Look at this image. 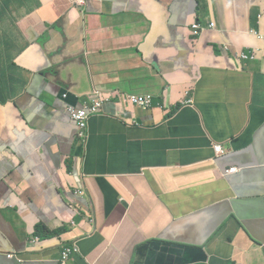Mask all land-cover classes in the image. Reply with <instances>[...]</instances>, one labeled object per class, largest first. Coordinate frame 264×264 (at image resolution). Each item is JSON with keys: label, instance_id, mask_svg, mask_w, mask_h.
<instances>
[{"label": "crops", "instance_id": "1", "mask_svg": "<svg viewBox=\"0 0 264 264\" xmlns=\"http://www.w3.org/2000/svg\"><path fill=\"white\" fill-rule=\"evenodd\" d=\"M77 1L0 0V250L25 264H63L74 244L65 264H264V204L239 209L264 201V0H88L86 14ZM93 92L108 103L84 148L69 107ZM120 93H164L165 108Z\"/></svg>", "mask_w": 264, "mask_h": 264}, {"label": "clouds", "instance_id": "2", "mask_svg": "<svg viewBox=\"0 0 264 264\" xmlns=\"http://www.w3.org/2000/svg\"><path fill=\"white\" fill-rule=\"evenodd\" d=\"M89 6V2L88 0H79L77 1L76 3V7L81 10L83 12V14H86V9L87 7ZM260 18H264L263 15L260 16ZM199 22H196L194 24H198ZM192 24V36H196V33L195 31L202 26L200 24H198V28L197 29H193V25ZM209 28L211 29H214L216 27V23L215 22H211L208 26ZM205 28V27H204ZM206 29V28H205ZM247 58L246 59H241V62H238V64L240 65L241 67V63L243 61H251V60H255L254 56L252 53L250 52H247ZM91 95H98V93L96 92H93V93H88L87 97H88V103H85L84 106L86 104H90L91 107L92 106H95L96 107V113L95 115H89L88 119L86 120V128H85V138H82L80 137V135L78 134V123H77V120L74 118V113L75 112H78V111H86L87 110L84 108V106L82 107H69V114H70V117L71 119L74 121L75 123V126L77 127V134H76V140H77V143L82 145L84 148L87 146L88 144V141L90 139V133H89V121L91 118L95 117V116H98V115H102L105 113V106L108 102H106L105 100L101 99V98H98L97 100H92L91 99ZM188 97V101L185 103V102H178L177 104H174L172 105L169 110L172 112V118L184 107L185 104H191L192 102V98H191V94H188L186 95V98ZM112 101H118V102H124V103H128L130 104L131 106H135V107H139V106H142L143 104L147 103L148 101L150 102L151 104V108L152 107H160V108H165V94L163 93L161 96L158 97V99L154 102V96L151 95L149 96V98L147 99L146 97L144 96H137V95H134V94H124V93H120L119 95H116V96H111L110 98ZM171 116V115H170ZM260 132V131H259ZM258 132V133H259ZM257 133V135H258ZM264 133V132H263ZM262 133V134H263ZM261 134H259L258 136H260ZM216 144H221L223 147L224 145L222 143H216V142H213V149H214V152L216 154V157L217 158H220L221 156H223L224 154L221 153V151H218L217 148H218V145ZM225 151V149H224ZM235 169L234 170V173L235 172H241L242 170L241 169H238V168H233ZM231 169V170H233ZM232 174H229V170H227L225 173H224V176L225 177H230ZM88 193L87 191L84 189V188H81V191L79 192V196H85L87 197ZM245 204H249V205H254L255 208L254 209H258L259 212H261L259 210V206H262L264 204V201L261 199L260 196H256V197H251V198H248V199H240L239 201V209L241 210L242 209V206H244ZM194 215V214H192ZM190 215V216H192ZM188 216V217H190ZM187 218V217H186ZM184 219V218H182ZM182 219H178V220H182ZM178 220H175V221H178ZM231 242H233L231 240ZM30 243V242H29ZM31 246V244H30ZM71 258V257H70ZM196 261H202L204 264H211L210 263V258H204L203 260H196ZM13 262L17 263V264H25L26 263V260H23L19 254L17 252H10V251H5V250H0V264H12ZM62 263H63V260H62ZM65 264V263H63Z\"/></svg>", "mask_w": 264, "mask_h": 264}, {"label": "built area", "instance_id": "3", "mask_svg": "<svg viewBox=\"0 0 264 264\" xmlns=\"http://www.w3.org/2000/svg\"><path fill=\"white\" fill-rule=\"evenodd\" d=\"M198 28V24H194L193 25V29H197ZM196 33V31H195ZM247 58V55L245 57H243V59H246ZM84 108L87 110L86 111H78V112H75L74 113V118L77 120V123H78V134L80 135V137L82 138H85V128H86V120L88 119L89 115H95L96 113V107L95 106H92L90 104H86L84 106ZM218 145V148L217 150L218 151H221L222 154L225 153L224 151V147L221 145V144H216ZM235 169H233L234 171ZM78 249H77V246L76 244H74L72 247H65L64 248V251L62 253V260H63V263H65L67 260L70 259V256L72 255L73 252H77Z\"/></svg>", "mask_w": 264, "mask_h": 264}, {"label": "water", "instance_id": "4", "mask_svg": "<svg viewBox=\"0 0 264 264\" xmlns=\"http://www.w3.org/2000/svg\"><path fill=\"white\" fill-rule=\"evenodd\" d=\"M263 132H264V127L260 130V132L258 133V135H259V134H262ZM185 219L188 220V221L185 222V223L182 222L181 220H178V221H176V222H182V223H184V224H188V225H191V224L194 222V220L197 221V222H199V221H198V216H197V215H192V216L187 217V218H185ZM185 219H182V220H185ZM200 237H202V235L199 236V237H192V238H188V239L193 240L194 238H200Z\"/></svg>", "mask_w": 264, "mask_h": 264}, {"label": "rangeland", "instance_id": "5", "mask_svg": "<svg viewBox=\"0 0 264 264\" xmlns=\"http://www.w3.org/2000/svg\"><path fill=\"white\" fill-rule=\"evenodd\" d=\"M214 0H210V3L212 4ZM211 4L208 7H211ZM25 7H28V5H25Z\"/></svg>", "mask_w": 264, "mask_h": 264}]
</instances>
